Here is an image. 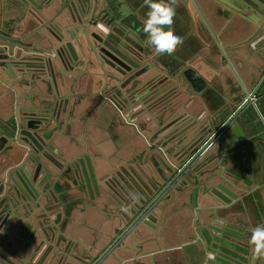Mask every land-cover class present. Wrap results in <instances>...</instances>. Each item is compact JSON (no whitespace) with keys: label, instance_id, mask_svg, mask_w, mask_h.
Segmentation results:
<instances>
[{"label":"flooded vegetation","instance_id":"1","mask_svg":"<svg viewBox=\"0 0 264 264\" xmlns=\"http://www.w3.org/2000/svg\"><path fill=\"white\" fill-rule=\"evenodd\" d=\"M32 4H44L46 19L41 23L27 20L26 33H37L23 41L30 45V58L40 60L45 56L44 61L31 62L25 76L14 56L26 54L17 51L12 43L7 50L0 46V202L9 207L11 201L16 202L11 209L14 215L20 214L23 227L7 240L12 248L27 247L34 254L32 258L38 254L43 257L49 244L42 226L53 222L61 231L63 214L76 198L85 196L86 200L85 205L76 202L78 211L96 206L111 216L125 213L126 202L137 197L141 209L148 206L142 225L143 260L146 258L147 264H174L178 250L184 257L187 247L194 259L184 264H252L250 230L264 224V218L262 223L257 222L246 203L257 188H264V179L259 181L248 169L258 161L257 148L264 149V0H179L172 27L183 38V44L172 56L157 55L145 44L143 23L149 9L144 0H33ZM83 4H90L97 13L85 36L74 32L77 21L73 22L82 16ZM65 17L72 29L64 33L67 45L60 47L58 30ZM1 24L3 32L14 27V23ZM13 33L21 34L20 30ZM2 37L0 31V42ZM107 106L143 135V167H157L163 176L174 178L165 190L161 191L164 186L156 182L142 193L128 182L124 163L130 154V140L115 133L116 126L104 114ZM243 108H247V115L242 113ZM46 115L70 123L71 131L67 126L47 125ZM77 124L81 126L78 136L74 133ZM90 126L108 135L118 161L119 168L107 177V186L97 183L96 187L89 177L68 180L59 170L54 189L47 191L41 201L28 189L26 195L19 192L12 179L17 166L32 165L34 152L41 145L48 149L47 144L58 132H69L76 137L73 142L84 144L82 139ZM6 131L12 140L5 139ZM35 131L42 132L40 141L33 135ZM232 160L241 161L240 167ZM218 164L220 170L208 172ZM168 166L173 167V173L165 170ZM183 167L186 170L176 177ZM238 174L248 178L242 180ZM47 175L45 171L38 181L43 183ZM184 179L188 189L180 199L179 186L183 191L187 188L182 183ZM143 181L147 183L144 178ZM240 186L253 190L252 194L244 195ZM202 188L207 197L205 224L213 225L208 244L200 246L194 242L199 217L191 224L188 217L199 209L195 202ZM68 200H72L70 204ZM181 211L185 214L182 223L189 229L180 236L185 243L179 244L178 239L168 242L167 238L176 231L175 223L181 220ZM7 212L0 213V226L6 223ZM121 222L122 229L106 237L98 249L97 240H82L90 247L88 255L92 259L88 264L105 249L95 264H106L117 255L122 259L115 263H124L123 242L128 234L125 232L112 245L127 224ZM39 229L45 232L42 239ZM99 229L94 230L97 236L104 234L103 227ZM148 244L166 247L148 250ZM1 247L0 243V264H8L10 253ZM157 255H162L158 262ZM257 264H264V260Z\"/></svg>","mask_w":264,"mask_h":264},{"label":"water","instance_id":"2","mask_svg":"<svg viewBox=\"0 0 264 264\" xmlns=\"http://www.w3.org/2000/svg\"><path fill=\"white\" fill-rule=\"evenodd\" d=\"M33 0H0V22L1 27L4 23H14V27L10 31L3 32L0 28L1 34L3 37L1 38L0 46L1 48L7 50L12 43L13 47L15 49L20 50V53L24 52L26 56H14L15 59L18 61V67L21 69V72L27 76L29 74V68L31 66V62L34 61H44V57L40 60H33V58H30V51H29V44L24 43V38L27 36H30L34 33H37L36 30L30 31L29 33H26V26L25 22L32 21L34 23H41L46 19V12L47 8L44 6V4H32ZM41 3H44L45 0H38ZM87 1V0H85ZM90 4H83L81 6V14L82 16L78 19H75L73 21L77 25H75L74 32H77L82 35H86L89 28V22L95 15L97 17V13L93 12V8L89 6ZM264 17V15H262ZM68 20V21H67ZM264 23V22H262ZM74 27V26H72ZM71 28V23L67 17H65V23L59 24V30L60 34L58 35V42L60 47H62L64 41L63 37L65 36L64 33H69V30ZM20 30L21 34L15 35L13 32H16ZM22 32L25 34L22 35ZM43 38V37H42ZM62 43V44H61ZM67 44L64 43V46ZM44 55V54H43ZM13 66H17L14 64ZM44 68V67H42ZM37 111V110H36ZM40 112V111H39ZM242 113L244 115H247V108H243ZM45 121L47 125H57V126H67V130L71 131V124L66 123L65 120L59 121L58 119L53 118L51 115L45 116ZM39 125L41 122L38 123ZM59 129V128H58ZM7 135L5 139L12 140V135H10L7 131L5 132ZM33 135H37L36 139L38 137L42 136V132H36ZM40 138H38L39 140ZM73 139H76L75 136H72L69 132L63 133L58 132L54 138H52L48 145V149H44L43 146L38 142L41 147H39L32 157L33 164L27 167L17 166L13 170V181L15 182L19 192H21L23 195H26L27 189L30 191L31 194H33L36 198V200L41 201L42 197L47 193V191H52L54 189V186L57 182V178L59 177L58 171H64V176L69 179H76L84 177H89L88 180H92L94 185L97 187V183L107 186V177L111 176L108 174L107 176H103L102 178H99L97 176V171H99V168L103 164L102 158L104 161H107V158L102 157H94V159H90L87 156H84L83 154L75 155L73 158H71L69 155L72 153V151L76 148L78 143L72 141ZM40 141V140H39ZM78 147V146H77ZM259 155L257 157V162L254 164H251L248 166V169L253 172V175L257 176V178L262 180V168L261 164L264 163V149H258ZM201 153V150L197 151L195 156H199ZM213 159V158H212ZM211 159V160H212ZM99 160V161H98ZM232 162L240 167L241 161L239 160H232ZM221 166L218 164L214 168H210L208 172H214L218 169L220 170ZM156 170V172H155ZM170 174L173 173V167L168 166V168H165ZM186 170L184 167L180 169L176 173V177L183 174V171ZM45 171H48V178L43 181V183H40L38 179L40 176L45 173ZM6 172V171H5ZM4 172V174H5ZM109 172V170H108ZM149 172L152 175L151 178L146 179L147 183L143 181V183H140L142 179L138 177H132L127 176L128 178H133L132 184L137 187V191L139 192L145 190V187L152 186L153 184L159 183L161 186H164L161 191L165 190L169 185L174 181V178L170 179V176H163L157 167H149ZM202 175V174H201ZM114 176V175H113ZM175 177V178H176ZM238 178L244 180L245 178H248L247 175L238 174ZM195 180L196 177H195ZM98 181V182H97ZM203 181V180H202ZM88 182V181H86ZM85 182V183H86ZM184 185L187 184V188L183 191L181 186H179L178 190H180L179 198L186 196V192L188 189V181L183 180L182 182ZM44 184V185H43ZM88 184V183H86ZM144 184V187H143ZM252 184V183H251ZM245 186H249L246 182H244ZM253 185V184H252ZM264 186V183L261 184ZM260 185V186H261ZM89 187V185H88ZM240 190L243 192L244 195L252 194L253 190L251 191L249 188L246 189L243 186H240ZM90 189V188H89ZM204 188H202L201 192ZM66 191V190H65ZM156 196L152 198V201L155 199ZM199 201L195 202V207L198 209L200 205L202 204V207L204 209H207V197L206 192L203 191L201 195L199 196ZM17 204L20 205V201L18 198ZM72 200H68V204H70ZM85 196L82 198H76L75 204L71 205L68 212L63 214L64 217V224L62 225L61 231L58 229V227L55 225V223L46 224L42 228L47 232V240L49 244V249L47 252L44 253L43 257L40 258L42 254L36 255L35 258H32L34 254H32V250L30 248H12L10 243L7 241L11 236L13 237V233L23 230V227L20 226L21 218L20 214L16 212V215H14L13 210L11 209V206L14 207L16 202L13 200L11 201V206L9 207L8 204L1 203L0 208L2 210L0 213H4L5 211H8L6 214V223L1 224L0 229V243L2 244L1 248H5L10 254L7 259L8 264H21L28 261V264H59L62 261V264H88V261L92 259L91 255H88L90 252V247H87L81 239L76 241H69L67 238H69L68 229H73L75 226H77V222L71 218V214L73 213V210L75 209V205L78 202H81V205H85ZM77 202V203H76ZM201 203V204H200ZM72 204V203H71ZM230 204V203H227ZM147 205L144 206L141 209L139 199H129V201L126 202V208L125 213L118 215L114 214V217L117 220V227L122 224L121 221H123L126 226L123 228V230L115 236V238L112 241V245L117 243L118 239L125 233V234H131L133 233V229L136 226L143 225V212L147 209ZM89 208H94L97 210L96 206H90ZM79 212H83V210H79ZM47 213V211H46ZM54 213V210H53ZM215 215V214H214ZM16 216V217H15ZM19 217V218H18ZM17 219V221H16ZM122 219V220H121ZM129 221V223H128ZM211 223L204 224L201 223L199 228L196 229L198 238L194 241L196 244L203 246L205 243L208 244V238L211 237L210 230H212ZM122 229V227H119L117 230ZM13 230V231H12ZM71 231V230H70ZM37 232V231H36ZM39 239L43 238V234L45 232L38 230ZM43 233V234H42ZM37 236V235H36ZM57 236H62L64 239H58ZM133 236H136V233H134ZM213 239V237H212ZM137 246V245H136ZM81 248L83 251L81 252ZM139 248V246H137ZM107 249L102 250L98 256L95 258V260L91 264H95L98 262L100 258L104 255ZM13 251V254H12ZM32 254V256H31ZM29 260H25V258ZM39 259V260H38ZM60 261V262H59Z\"/></svg>","mask_w":264,"mask_h":264},{"label":"crops","instance_id":"3","mask_svg":"<svg viewBox=\"0 0 264 264\" xmlns=\"http://www.w3.org/2000/svg\"><path fill=\"white\" fill-rule=\"evenodd\" d=\"M79 127H81V126L80 125L78 126V124H77V126H76L77 129L74 132L76 134V136H78L80 133ZM84 135H85V139L84 140L82 139L84 144L80 145L79 144L80 142L78 143V145H77L78 147L76 146V148L69 155L71 158H73V156L79 155V154H83L84 156H87L92 160L94 159V157H98V154H101L102 157L107 158L108 156L106 157L105 154H108L107 152L111 148L114 150L112 143L109 140L108 135L104 131H101L99 129H96V128H93L90 126L87 129V131L84 133ZM114 135H115L114 140L116 142V140L118 138L116 137L117 136L116 134H114ZM78 139H81V137ZM113 153L114 152L112 151L111 154L113 155ZM99 157H100V155H99ZM148 168H149L148 165H147V168H146V166L143 167V178L144 179L151 178V174L149 173ZM261 168H262V179H264V163L261 164ZM262 181H264V180H262ZM246 203H247V207H248L249 211L251 213H253V215H255L259 219V221L257 219V222L262 223L261 218H264V188H260V189L257 188L254 191V194L250 198L246 199ZM94 210H96V209H94ZM98 214H100V215H98ZM98 214H96L94 212H90V213L86 214V210L83 212H79L78 209L75 208L73 210V213L71 214V218L77 222V226H75V228H73V229H70L71 231L68 229L67 232L69 234V238H67V240L76 241V240L81 239V240H83L85 242H89V243L97 240L96 241L97 249H98V247H101V245L103 243H105V241L107 240L106 237L114 236L115 231H117V229L119 227H117L116 220L115 221L112 220V219H114V214L109 216L107 213L100 211L99 209H98ZM94 217H97V220H98L97 223H93ZM178 217L181 220L179 223L177 221L174 225V228L176 230L174 235H176V237L174 235H172V237L169 236L167 238V240L169 242V241H173L174 239L175 240L178 239L177 240L178 243L181 244V243H185V242L181 241V240L185 241V239L183 236L182 237H180V236L188 233L189 229H187L186 226H184V224L182 223V218L185 217V214L182 213V211L178 214ZM198 217L200 220L198 219L199 222H198V224H196L197 223L196 218H198ZM103 218H104V220L102 221L103 226H101L100 223H101V219H103ZM188 219H190L189 220L190 224H191L192 220H196V223L194 221L195 225L200 226L199 225L200 223L205 224L207 222L208 213L202 207V204H201L197 211L189 214ZM110 220H112V221L109 222ZM108 222H109V224H108ZM97 227H98V229L103 227L102 231L104 230L103 231L104 234L101 233V235H99L100 237L99 236H96V237L93 236L94 230H95L93 228H97ZM133 231H134V233L137 232L140 235L139 236L138 235L133 236L134 233L133 234L131 233V234H128V236L124 240L123 246L125 248L123 249V252H122L123 256L122 257L125 258L126 260L123 261L124 262L123 264H134V263H132V260L135 261V264H147L148 263L147 259L145 258L143 260V227L141 225L136 226L133 229ZM98 237H99V239H97ZM136 245L139 246V248H137ZM153 245L148 244V246L146 248L147 249L150 248V250H153V249H155V248H153L154 247ZM163 247H166V246L163 245ZM187 249H188V247L185 248L184 257L182 255L183 252L181 253V251L178 250L179 253L176 256L175 261L173 262L174 264H184L185 262L187 263V261H192L194 259V254L192 253V251H190V250L188 251ZM119 255H120V253H119ZM158 256L159 255H157L155 258L157 262L162 259L161 258L162 255H160L159 257ZM117 257H118V255L115 257H110L108 259V261L106 262V264H115Z\"/></svg>","mask_w":264,"mask_h":264},{"label":"clouds","instance_id":"4","mask_svg":"<svg viewBox=\"0 0 264 264\" xmlns=\"http://www.w3.org/2000/svg\"><path fill=\"white\" fill-rule=\"evenodd\" d=\"M179 0H144V6L149 10L143 23L146 34L145 44L154 49L157 55L172 56L183 38L173 29L176 16V6ZM249 245L251 246L252 264L264 260V224L257 225L251 230Z\"/></svg>","mask_w":264,"mask_h":264},{"label":"rangeland","instance_id":"5","mask_svg":"<svg viewBox=\"0 0 264 264\" xmlns=\"http://www.w3.org/2000/svg\"><path fill=\"white\" fill-rule=\"evenodd\" d=\"M104 114H106L107 116L110 117L109 120H108L110 122V124L113 125V126H116L115 133H119V134L125 135L126 139L129 138V140H130L129 141L130 142L129 143V145H130V147H129L130 154L127 156V159H126L127 162L124 163L125 167L128 170L127 173L125 172V175L126 176H132V177H135L137 179L139 177L140 179H142V181H140V183H143V145L145 146V142L143 140V135L139 134L138 129L136 127H134L133 125L125 124L124 120L122 119V117L118 116L115 113V111L113 110V108H111L109 106L105 107L104 108ZM120 127L123 128V129H121ZM112 151H113V149L111 148L107 152L108 154H105L106 157L108 156L107 161H104L103 158H102V155L98 154V157L100 155L99 159L102 158L101 160L103 162V164L99 168V171H97V176L99 178H102L103 176H107L108 174L110 175V173H112V170L114 171L115 169L119 168L117 166L118 161L116 160V155H114V154L112 155L111 154ZM160 156L162 158L163 154L160 153ZM164 161H165V159H164ZM108 170H109V172H108ZM148 171H149V168H148ZM155 172H156V170H155ZM132 181H133V178L132 179L130 178L128 182L132 183ZM132 185L130 184V187H133ZM170 193H171V196L174 195L173 192H170ZM89 203H91V202H89ZM89 205H92V204H89ZM90 212H94V213L98 214V209L97 210H93L91 208H88L87 211H86V214H88ZM98 215H100V214H98ZM97 222H98L97 217H94V222L93 223H97ZM93 229H97V228H93ZM95 234L97 236L96 232L94 233L93 236H95ZM154 247H155V249L156 248L159 249L160 247H163V245L162 244L161 245L160 244H155ZM119 259L121 260L122 258L117 257L116 261L118 262ZM132 263L135 264V261L132 260ZM115 264H117V263H115Z\"/></svg>","mask_w":264,"mask_h":264}]
</instances>
